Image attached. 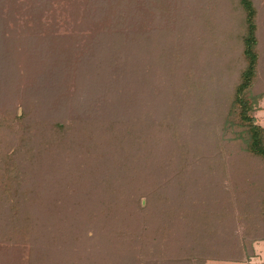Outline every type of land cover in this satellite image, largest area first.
I'll list each match as a JSON object with an SVG mask.
<instances>
[{
    "label": "rangeland",
    "instance_id": "rangeland-1",
    "mask_svg": "<svg viewBox=\"0 0 264 264\" xmlns=\"http://www.w3.org/2000/svg\"><path fill=\"white\" fill-rule=\"evenodd\" d=\"M253 1L258 9L260 61L251 93L263 96L264 0ZM144 2L139 0V9ZM155 2L154 18L149 17L145 23L149 29L145 36L156 47L157 57L161 60L165 54L167 59L159 65L160 76L154 80L160 89L168 88L170 82L173 84L172 78L169 79L173 30L175 25L177 28L182 25L188 36L182 63H189L188 77L191 76L189 80L187 77L186 85L180 87L183 102L179 101L178 108H181L177 115L184 121L188 118L203 119L207 123L209 116L216 120L221 107L224 113L230 108L240 71L247 64L241 55L245 15L239 0ZM111 7L110 0H0V220L5 221L8 215L18 219V233L11 237L12 241L29 247L35 242L36 248H40V241L48 244L49 238H53L54 244L41 247L34 254L31 251L22 253L23 258L11 245L0 247V264L3 263L2 257L8 256L6 261L10 264H133L130 258L132 251L139 261L135 264H183L169 257L179 254L182 243L187 240L182 225L169 230L165 226L162 232L154 231L155 234L147 232L146 244L140 245L136 241L139 238L141 242L143 230L137 227L139 223L146 222L147 215L142 210L135 213L137 206L130 202V198L136 196L140 199L148 189H141L142 181L134 184L135 179L125 177L133 168L126 164L125 158L119 160L116 157L119 150H113L119 147L112 146L115 142L105 138V131H102L103 135H96L103 130L101 126L109 125L110 117H114L111 114L117 108L127 106L124 112L130 116H138L144 111L149 113L150 110L155 116H161L166 114L168 104H171L169 109L173 105L171 100L165 103L163 99L158 108H153L157 97L153 93L154 80L149 79V71H143L147 65L143 58L138 59L134 72L124 71L126 62L134 63L133 56L129 57L132 49L130 46L126 48L127 37L116 40L118 33L107 32L116 30L113 18L108 16L109 22L104 24L106 15L103 12L112 13ZM230 29H233L231 34L228 33ZM180 41L181 46L184 39ZM171 88L165 93L167 98H171ZM183 104L185 108L180 106ZM255 107L257 123L264 126V96ZM79 119H83L81 123L88 128L96 125L93 128L95 132L86 135L87 131L78 130ZM237 122L238 110L234 108L231 131L224 133L218 127L207 133L205 127L198 134V125H193V121L190 126L186 123L188 129L186 131L185 127L186 133L181 136L183 144H186L183 154L197 161L201 169L209 170L207 166L217 162H224L226 166L213 172V177L206 172L197 176L191 174L200 176V184L205 186L204 193L196 197L195 202L198 200L197 203L202 204L206 191H209L206 192L210 194L208 197L214 196L215 200L214 205L209 204L213 211L209 217L214 227L212 235L188 236L198 244L195 252H190L195 254L190 259L192 264H197L201 258L207 259L205 264H245L213 258L245 259L243 247L250 250V245L255 247L257 255L251 263L264 264V240L260 239L264 236V222L259 212L264 191V160L247 154L243 143L235 139L242 128ZM63 124L67 127L65 133L61 131ZM155 129L156 138H170L169 135L166 137L159 124ZM67 133H70V141L89 138L91 152L99 151L101 156L102 150V155L107 156L94 160L99 174L104 175L108 182L103 189L106 197H99V200L117 203L119 198L120 201L122 197L126 199L129 208L123 214L128 215L126 225L115 226L118 231L102 229L89 239L84 231L88 230L87 227L81 225L77 231L76 227L73 228L71 223L75 220L67 212L69 204L63 201L82 197L92 182L85 174L76 172V164L69 169L64 168L65 162L74 161V146L77 145H69L63 152H53L55 144L51 147L46 141L65 138ZM207 138H217L210 140L215 149L210 148L212 145ZM112 151L115 152V161L111 158ZM55 169L62 171L63 178L58 177V181L51 183L48 173ZM252 172L261 179H255L250 175ZM120 177L126 178L128 183L123 185L122 179L118 180ZM55 183L54 189L48 191L47 185ZM60 183L69 184L68 192L59 193ZM225 199L229 203L226 204ZM53 202L57 207L52 211L46 204ZM62 205L67 208L61 210ZM231 207L236 212L233 222L229 221ZM186 209H191V206ZM219 218H227L228 221L219 224ZM31 220L35 222V231L30 228L33 226ZM4 234L5 231L0 230V240ZM168 239L169 243L172 239L175 241L173 245L168 244ZM48 251L51 252L48 254ZM116 252L118 259L114 255Z\"/></svg>",
    "mask_w": 264,
    "mask_h": 264
},
{
    "label": "trees",
    "instance_id": "trees-1",
    "mask_svg": "<svg viewBox=\"0 0 264 264\" xmlns=\"http://www.w3.org/2000/svg\"><path fill=\"white\" fill-rule=\"evenodd\" d=\"M144 1L145 2L140 7V11L139 0H110V3L113 6L110 9L113 12L109 14H107V11L103 12V14L106 15V21H104V24H107L109 22L107 21L108 16L110 18H113L112 22L114 23V25H116L114 26L116 30L111 29L107 32L118 33L119 36L116 40L127 37L126 48L128 46L131 47L132 50H129V57L133 56L132 62L134 63L126 62V68L124 71L128 72V70H130L134 72L138 59L143 58L144 61L147 62V65L142 69L144 72L149 71V79L154 80L158 76H160L159 65L165 63L167 57L164 54L160 60L159 57H157L156 47H153L150 41H147L146 39L145 33H147L149 29L146 28L145 23L149 17L153 20V13L156 7V2L155 0ZM156 1L158 2L159 0ZM239 3L245 15L244 24H242V29H244V31L241 35L240 42V44L242 45L241 55L246 58L247 64L240 71L239 81L235 85L234 98L227 112H222L224 108L221 109V107L220 111L217 112L218 118L215 120L213 117L211 119L209 116L207 118V123L204 122L203 119L201 121L197 119L189 120L188 118L186 119V121H184L183 118H180L179 115H177V111L179 110V108H181H178V104L180 103L179 101L183 102V94L182 92H179L181 91L180 87L186 85V81L190 79L191 74L188 77V69H190L188 68L190 67L189 63H182L187 51V43H185L188 38L185 32V30L187 29L183 28L182 25L179 28H177L175 25V30H173L174 44L172 46L173 48L171 47L172 49L170 51V55L172 56V58L170 56L171 68L169 75V79L172 78L173 84L170 82L168 88L164 87L165 89H160V86H158V83H156V81L154 80L153 93L154 97H157L153 101L155 103L152 104L153 108H158L163 99L165 103L171 100V102L173 103L172 108L169 109L171 104H168L166 114L161 116H155L152 110H150L149 113H144V111L139 113L138 116H130L124 112L127 106H123V108L121 109L117 108V110L111 114L114 117H110L109 125L107 126L106 124L105 126H101L100 128L103 130H100L101 133L98 132V134H96L103 135L102 131H105V133L107 134L105 138H109L112 143L115 142L112 146L119 147L118 149H112L113 151L119 150V152L121 153L120 154L118 152V156L116 157L119 160L125 158L124 160L126 164L133 168L127 171V176L125 177L128 179H135L133 182L134 184H139L142 181L141 189H148L144 193V195L140 197V199L136 198V196L130 198V202L137 206V208L135 209V213L142 210L145 212L143 214L147 215V220L146 218L144 219L146 220V222H144V224L139 223L137 227H141L140 229L143 230L141 242L139 241V238H137L138 240L136 241L139 242L140 245H142L143 243L146 244L147 232H149V234L154 233V231L162 232L165 229V226H167V230H169L170 227L173 228L176 225H182L181 228L184 229V235L187 240L182 243V247L179 249V254L175 256L169 255V257L174 258L178 262L183 264H192V262H190V259L194 257L195 254L191 255L190 252L194 253L198 246L195 240L188 238V236L192 238L196 236V234L197 237L198 235H212L211 232L214 230V227L209 222V220H211L209 219V217L211 216L210 214L213 212L209 204L214 205V196L208 197L210 194H207L206 192L209 191H206L204 195L206 197L202 199V204H199V202L197 203L198 200L195 202V198L199 197L200 195L202 196V193H204L205 186L200 184V176L195 177L191 174H195L197 176L202 172H206L210 177H213V172H216V170H221V168L224 169L225 166L224 162H217L218 164L215 165H213V163H210L209 166H207L210 167V169L204 170L203 168H200L201 166L197 161L192 159V157L190 159L187 154H183L186 149V144H183L185 142L183 141V138H181V136L183 137L188 129L186 123H188V126H190L194 121L193 125H198V134H201L203 128L205 127L208 129L207 133L211 131L214 132L215 128L218 127L225 133L233 129L231 127L230 120L232 117L233 109L235 108L238 110L239 117V122H237V124L242 127L237 136H235V139L240 140L243 143L247 154L264 160V126L257 123V119L255 116V105L258 104L259 100L264 95L257 96L251 93V90L255 84V79L257 77L260 61V53L258 50L259 38L257 34L259 29V25L257 22L258 9L253 0H239ZM174 8H177V5ZM97 11L98 10H96V12ZM176 18L177 16L174 17L175 20ZM179 18H181V15H179ZM112 26L113 25H110V27ZM104 27H108V25H105ZM118 29H120L121 31H117ZM232 31L233 29H230L228 33L231 34L233 33ZM183 39L185 45L181 42ZM178 40H181V46L179 45ZM129 65L131 66L130 69ZM181 77L183 78V80L181 79ZM127 78L129 82H131L128 76ZM222 81H224V79ZM169 88H171V95L169 94L171 98H167V95L165 94L167 93L166 91ZM175 105H177V107ZM95 106L97 105H94L93 107ZM115 106L116 105H114V107ZM180 106H183L185 108L184 104ZM86 118L87 120H85L88 121L89 117L86 116ZM78 121V130L87 131L86 135L95 132L93 128H95L96 125H94L93 122L92 127L90 126L88 128L87 125L81 123L83 119H79ZM76 122L77 120L73 123L74 125L72 126L75 127ZM232 123H234L233 125H235V122ZM157 124H159V126H161V129H163V131L166 133V137H168L169 135L170 138H156L155 128L157 127ZM65 125L66 124H63L61 127V131H63V133H65L64 130L65 128H67ZM185 127L186 131H184ZM65 136V138L63 136V138H51L52 140L47 139L46 141L51 147L55 144V148H52L54 149L53 152H63L62 150H66L69 145H77L78 147L74 146L76 149L74 161L71 160L68 162V164L65 162L64 168L69 169V167L71 168L72 165L76 164V172L85 174L88 181L92 182H90L92 185L90 186V189L87 191V193L82 194V197L73 198L71 201L69 200V202L68 200H64L63 203L67 202V204L69 205L67 206L68 208L62 205L63 208L61 207V210L67 208V212H70V215H72L71 219L75 220L71 224H73V228L76 227V231L81 225H84L88 228V230L84 231L88 233L87 238L89 239H91L94 234L102 231V229L106 230V232L109 230L118 231V228H114L115 226L123 224L126 225L125 219L128 215H123L125 213V209L128 208L126 199L122 197L120 201L119 198L117 203H115L116 201L105 202L104 200H99L100 198L106 197L104 196L103 189L106 188L105 183L107 182V180H105L106 178L104 175L102 176L101 174H99V171L96 167V162L98 161V158H102L101 156H103V158L107 156L102 155V150L100 151L101 156L99 155V151L96 153H92L89 147V144L91 142L89 138H79V140H76V142L73 139L70 141V133H67V135ZM207 139V141L210 142L209 144L212 145L210 140L215 141L217 138ZM210 148L215 149L216 146L212 145ZM113 151L111 152V158L113 161H115L116 157L113 155L115 153H113ZM70 156L71 155H69V157ZM138 167L141 171L136 170L138 169ZM48 174L50 175L49 182L51 183L58 181V177L61 178L63 176L62 171H57L56 169L52 170ZM250 175H252L257 180L261 179V177L255 172H252ZM126 178L120 177L118 178V180L121 181L120 179H122L121 183H124L123 185H126L128 183ZM108 181L111 182L112 180L109 179ZM207 181H209L208 178ZM172 182H174L173 187ZM47 186L48 191L53 190V186H56V183L48 184ZM60 186V194L68 192L69 184L60 183ZM130 188H132V186ZM94 193L98 194L95 195ZM89 194H91L92 197L86 196ZM174 201L177 204L175 203L173 205ZM224 201L226 202V204L229 203L227 199H225ZM26 204L30 205L29 203ZM46 205L50 206L52 211L57 207V204H55V202ZM30 206L31 209L32 205ZM189 206H191V209H186ZM101 207H103V209H101ZM218 210L220 211V209ZM230 210H232V218L229 217V221L233 222L234 217L236 216V212H233V207H231ZM259 212L264 222V191L262 192V195L260 197ZM221 221L226 222L228 220L227 218L223 220H220L219 218V224ZM18 223V219L16 218V216L14 218L13 215L6 216L5 221L3 222H1L0 220V230L5 231L4 238L0 240L1 248H6V246L9 247V245H11L15 248V252L21 254L23 258L25 257L23 254L30 253V251L34 254L35 252H38L41 247L43 248L54 245L53 238H49L48 244L40 241V248H36L37 245L35 244V242H33V244L31 243L30 246L32 247H29V245L25 246L22 242L10 240L11 237H15V234L18 233ZM31 223L33 224V226H31L30 228L35 231V222L32 221ZM29 231L31 232L30 229ZM80 232L82 231L80 230ZM261 237L260 239L264 240V236ZM131 239V241L134 240L132 237ZM170 239L167 240L168 244L173 245L175 241L172 239V241L169 243ZM130 245L133 249L135 248L132 244ZM243 250V254L246 260L237 259L238 257H217L213 259L236 262H250L252 258H255L257 256L255 247L253 245H250V250H248V248L246 249L245 246L243 247ZM50 252L51 251H48L47 253L49 254ZM120 252L121 251H118L119 254ZM119 254H117V252L114 254L116 255V259H118ZM8 257H2V261L4 264H10L9 261H6ZM130 258L133 259V264H135V262H139L133 251L130 253ZM206 262L207 259L203 260L201 258L199 259V261H197V264H205Z\"/></svg>",
    "mask_w": 264,
    "mask_h": 264
},
{
    "label": "crops",
    "instance_id": "crops-1",
    "mask_svg": "<svg viewBox=\"0 0 264 264\" xmlns=\"http://www.w3.org/2000/svg\"><path fill=\"white\" fill-rule=\"evenodd\" d=\"M253 259V258H252ZM252 259L250 260V262H242V263H245V264H250ZM222 261H226V260H222ZM232 262H236V261H232ZM252 264V263H251Z\"/></svg>",
    "mask_w": 264,
    "mask_h": 264
}]
</instances>
